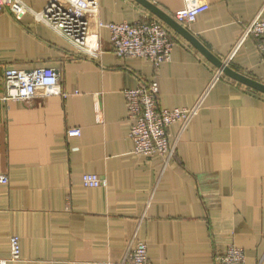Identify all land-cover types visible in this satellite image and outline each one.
I'll return each instance as SVG.
<instances>
[{"label":"crops","instance_id":"crops-1","mask_svg":"<svg viewBox=\"0 0 264 264\" xmlns=\"http://www.w3.org/2000/svg\"><path fill=\"white\" fill-rule=\"evenodd\" d=\"M41 12L50 0H23ZM184 26L233 70L264 84L259 41L243 40L264 0H205ZM173 17L183 0H155ZM158 20L134 0H99L90 19L100 54L90 57L30 12L0 17V260L8 264L120 263L135 237L151 264H216L228 247L264 264V95L224 75L185 130L169 128L176 153L135 155L123 92L157 80L159 106L191 108L217 68L177 33L158 69L120 59L98 22ZM94 39V38H93ZM231 58V60H229ZM54 68L66 97L4 102L7 69ZM80 129L81 135L67 132ZM87 174L107 187L88 188ZM21 259L11 261L10 240Z\"/></svg>","mask_w":264,"mask_h":264},{"label":"built area","instance_id":"built-area-1","mask_svg":"<svg viewBox=\"0 0 264 264\" xmlns=\"http://www.w3.org/2000/svg\"><path fill=\"white\" fill-rule=\"evenodd\" d=\"M154 2L155 0H150ZM8 9L20 21L27 13L55 31H58L86 55L96 58L100 54L97 36H90V19L99 10V0H50L41 12L33 11L23 0H0V17ZM210 9L205 0H183V8L173 18L186 26L194 23L199 16ZM100 27L109 30L113 52L120 59L141 58L158 69L169 62L175 47L172 30L159 20H140L135 23L98 22ZM253 37L259 41V50L264 62V17L259 14L247 27L243 40ZM230 57L229 60H231ZM224 77L217 69L199 100L191 108L165 110L159 106V83L157 80L139 85L136 89H127L123 95L127 103V122L130 126V138L134 143L135 155L152 157L159 155L168 162L176 153L175 145L170 142L169 128L180 123L185 130L199 114L211 89ZM4 102H28L37 97H66L63 92L59 73L54 68L34 70L7 69L4 74ZM68 137L81 135L80 129L67 132ZM7 177L0 176L1 184H8ZM83 184L88 188L107 187V181L98 175L87 174ZM11 261L21 259L20 238L10 240ZM243 249L230 246L226 252L216 258V264H245ZM8 264V260H0ZM105 264H151L148 245L135 237L128 254L120 263Z\"/></svg>","mask_w":264,"mask_h":264},{"label":"water","instance_id":"water-1","mask_svg":"<svg viewBox=\"0 0 264 264\" xmlns=\"http://www.w3.org/2000/svg\"><path fill=\"white\" fill-rule=\"evenodd\" d=\"M141 5L144 9L155 16L159 21L165 24L172 31L184 38L190 43L203 57H205L210 63H212L217 69L223 72L229 79L240 83L258 93L264 95V84L251 79L250 77L243 75L233 70L229 65L224 63L221 59L215 56L201 41H199L188 29L174 20L173 17L162 11L157 5L150 0H134Z\"/></svg>","mask_w":264,"mask_h":264}]
</instances>
